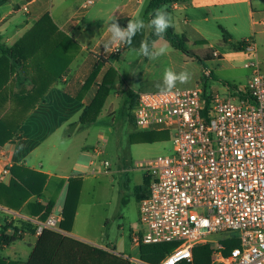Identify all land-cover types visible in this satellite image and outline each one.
<instances>
[{"label":"built area","instance_id":"2783aa9c","mask_svg":"<svg viewBox=\"0 0 264 264\" xmlns=\"http://www.w3.org/2000/svg\"><path fill=\"white\" fill-rule=\"evenodd\" d=\"M92 4L87 0L84 8ZM243 47L249 55L255 52L251 39ZM212 57L222 60L218 51ZM244 66L252 75L234 95L209 93L201 83L170 94L136 95L135 127L167 132L172 141L169 154L140 164L146 179L138 201L141 231L131 235V242L135 247L176 244L155 264H192L198 245H209V264H264V75L257 61ZM210 76L206 69L204 77ZM7 212L17 238H39L44 231L67 235L60 228L62 210L55 206L43 220ZM230 241L238 245L227 248ZM125 258L130 264H151Z\"/></svg>","mask_w":264,"mask_h":264},{"label":"crops","instance_id":"0c3cea01","mask_svg":"<svg viewBox=\"0 0 264 264\" xmlns=\"http://www.w3.org/2000/svg\"><path fill=\"white\" fill-rule=\"evenodd\" d=\"M86 1L87 0H6L3 3H0V41L3 44L7 46L13 45L45 14H49L52 22L57 26L58 30L65 36L69 37L74 43L72 52L69 55L70 58L66 70L56 79H54V74L52 73L51 75H46V80H44L46 81L45 84L48 83V86L43 93V99L38 100L33 104V109L27 113L19 125L17 135L7 141L0 148V184L4 186L9 185V182L12 179L10 171L12 166H22L38 173H42L47 177L42 194L40 196H30L17 210H11L0 204V236L3 232V227L7 228L5 234L12 236L13 228L9 223L11 215L7 211L19 214L27 219H38V217H34L30 214L27 206L30 203L46 205L48 201H53L54 206L57 209L62 210L69 179L80 177V175L74 176L71 174L75 173V168L73 167L74 163L71 161V157L65 149H59V143L65 144L66 142L63 136L64 125L76 123L71 132L79 127H88L95 123L98 118H103L109 102L112 101L118 93L125 95L130 91L137 95L139 92H146L142 90H135L134 92L132 87L122 84V82H124L123 79L115 76L113 77V84L110 86V91L105 97L103 106L96 117V120L90 124H81L79 122L81 113L95 98L98 86L108 70L112 67L115 68L121 57L124 59L127 58L128 51H138L140 47L129 48L124 44H120L105 51L103 44L110 36V33L107 31V25L109 22L106 19H101V16L99 17L97 12H95L93 18H89V23L84 20L80 21L86 16L87 12H90L91 6L97 2V0H93L92 5L84 8ZM100 1L102 2V0ZM119 1V4L114 10V18H116L122 28L127 26L129 20H135L137 18H143L145 23H147V6L150 0ZM235 1L236 0H173V2L168 4L167 9L171 12L172 27L175 32L185 37V31H187L191 35V38L194 39V46L199 44L202 45L203 48L198 52L199 54L188 48L187 49L199 56L203 60L206 68H203L194 58L188 57L184 54H182V57H179L176 53H173L172 50L174 48H172L167 41L158 38L150 47H153L154 50L164 47L166 52L155 60L144 57L146 63L152 61V65L154 66V68L152 66H147L145 74L154 80L162 78V74L156 70V60H160L161 63H163L164 69L172 68L177 72L185 71V69L193 62L192 60H194L197 62L198 66H200L203 80L204 71L207 68L211 72V76H213L216 71L220 73L227 71L228 68L225 67V64L226 62H229V58L224 56L219 50L212 48V46L207 43L203 26L208 21L210 15L212 18H226L221 12H219L220 16L214 17L213 10L218 6L224 8L225 6L236 4ZM79 2L80 4H78ZM238 3L244 4L246 7L245 15L248 23H251L252 25V36L233 45L232 50L234 52L231 54L237 53L236 51L240 50L247 53L243 47V42L247 39H251L255 44V52L252 53V56L261 59V62L259 61L260 63H257L261 74L264 75V0H238ZM23 7H27V11L24 12ZM197 9L203 10V17H200L196 13H191L193 10ZM236 9V7L229 8V10L233 11H236ZM19 11L22 13L20 18L17 17ZM97 11L100 15L102 14L101 7H99ZM83 13L84 15H81ZM106 13L107 10L104 11V14ZM231 19H238L237 15L233 14ZM177 24L178 26H176ZM219 29L220 31L223 29L228 37L227 42H224L221 38V44L225 46L230 43L232 44L233 40L231 35L224 28L220 27ZM148 34L149 28L146 27L139 32V36L137 37V40H135V43L141 44L142 41L146 40ZM185 38L187 41L186 44H188L187 37ZM239 43H242V46L238 45ZM213 51L220 52L222 60L218 61L217 59H214L212 57ZM98 57L106 59V62L100 67L89 88L83 90V84L89 77L95 63H97ZM172 57L179 59L181 65L180 68H178L175 63L173 64L171 60ZM251 75L252 71L243 85L248 82ZM20 76L22 77L21 84L24 92H32L33 86L30 78L38 76L34 61L30 62L24 69H22ZM38 80H35L36 86L39 84ZM117 80L121 82L116 86ZM203 80L202 78H192L189 82L191 85H188L187 87H193L197 83H202ZM220 85L225 94L234 95L233 91L223 84L222 81H220ZM233 85L236 87V84ZM202 86L204 90L209 93L219 92V87L215 84L209 86L208 83L205 82ZM112 88H115L117 91L115 96L113 95ZM44 144H47V146L44 147ZM4 170H7L8 173L4 174ZM67 172L70 173V176L65 174ZM103 172L106 173L108 171L104 170ZM64 180H67V182L64 184L63 182H60ZM52 192H54L56 196L52 197ZM143 193L144 192H142V194ZM59 199H62L61 206L58 204V201H60ZM78 206L79 203H77L71 231L66 233L67 236L72 238H75L72 234L79 215ZM106 222H108V220H106ZM133 233H135V229L134 227H131L130 241ZM37 239L38 238L30 234L8 245H0V260L4 261L5 264L8 262H27L35 247ZM84 239L86 240H77L94 245L93 243H90L87 238ZM95 241H97V238H95ZM106 242L108 244L94 246L105 249L116 255L121 254L124 257L135 258V255L130 254L135 251L134 243L131 242V247L128 251L119 248L120 250L117 252L116 248H114L116 247V244L109 243V237H107ZM110 244L111 246H109ZM112 245H114V247H112ZM136 248L138 249L139 247ZM137 257L139 258L138 250Z\"/></svg>","mask_w":264,"mask_h":264},{"label":"rangeland","instance_id":"374dc122","mask_svg":"<svg viewBox=\"0 0 264 264\" xmlns=\"http://www.w3.org/2000/svg\"><path fill=\"white\" fill-rule=\"evenodd\" d=\"M4 1L6 0H0V3ZM119 2V0H102V2L97 0L91 6L90 12H87L86 16L88 17L85 16L80 21L84 20L89 23V18H93L95 12H97L101 19L110 22L114 18V10ZM235 2L236 4L224 8L218 6L213 10L214 17L220 16L219 12H221L226 18H212L210 15L203 26L207 43L229 58V62L225 64L228 70L222 73L216 71L213 76L210 78L204 77L203 80L200 66L194 60L185 69L191 74V79L202 78L201 85L205 82L209 86L212 84L217 85L219 87L218 94L221 96L226 94L222 90L220 81H227L231 85L236 84V86L243 85L251 73L250 69L245 68V62L250 60L261 62L260 58L253 57L242 50L231 54L234 52L232 50L233 45L252 36V25L248 23L245 15L246 7L244 4L238 3V0ZM99 7L102 8L101 15L97 11ZM231 7H236V11L229 10ZM105 10L108 14H104ZM191 13L203 17L202 9L193 10ZM233 14H236L238 19L232 20ZM81 15H84V13ZM21 16L22 13L19 11L17 17L20 18ZM220 27L231 35L232 44L226 46L221 44L222 33ZM185 37L189 42L186 44L187 48L197 53L200 52L203 48L202 45L194 46V39L191 38L189 32L185 31ZM172 51L182 57L181 52L175 49ZM171 60L178 68L181 67L179 59L172 57ZM147 66L154 68L152 61L146 63L144 57L140 56L138 51L130 50L127 58L121 57L116 67L110 68V73L123 79L122 84L132 87L134 92L135 90L159 91L156 85L162 84L165 70L163 63L160 60L155 61L156 70L162 74V78L157 80L145 74ZM120 82L117 80L116 86ZM189 82L183 85L178 84L177 87L183 86L182 88H186L191 85ZM112 90L115 96L117 91L115 88H112ZM0 92V97L4 99L3 104L2 101L0 104L2 105L0 107V118L16 123L21 122L20 119L23 118L26 111H23L17 105L15 96L17 92L13 83H8ZM125 96L118 93L109 102L103 118H98L95 123L88 127H79L71 132L76 123L64 125L63 136L66 142L65 144L59 143V149H65L74 163L75 173L71 174L74 176L80 175L82 178L79 184L78 196L79 215L72 236L83 241L86 240L84 238H87L90 243L97 246L108 244L106 240L109 237V243L116 244V247L114 245L112 247L116 248L117 252L120 250L119 248L125 251L130 249L131 227H134L135 232L141 231L138 221V201L135 196V188H140L142 192L145 191L140 164L146 160L167 155L172 151L170 135L167 138L158 137L151 143L143 141L144 134L135 127L132 119L133 106L130 102H126L123 106ZM43 146L45 147L47 144ZM95 149H100L101 154H97ZM104 162H107V165H104ZM104 170L108 172L104 173ZM65 174L70 176L69 172ZM60 182L64 184L67 180ZM54 196L56 195L52 192V197ZM59 200L58 204L61 206L62 199ZM95 238H97V241H95ZM137 250L135 247V251L130 254L137 257Z\"/></svg>","mask_w":264,"mask_h":264},{"label":"trees","instance_id":"16d2710c","mask_svg":"<svg viewBox=\"0 0 264 264\" xmlns=\"http://www.w3.org/2000/svg\"><path fill=\"white\" fill-rule=\"evenodd\" d=\"M173 0H150L147 6L148 18L154 9L161 5H168ZM169 14L170 10L166 9ZM222 39L227 42V33L221 29ZM139 33L133 38L131 45H126L129 48L140 46V43H135ZM156 37L152 30L149 29V34L146 41L151 44L156 41ZM170 46L182 54L194 58L203 67L206 68L203 60L195 53L190 52L186 47V38L175 32L174 28L168 29L163 38ZM238 45L242 46V43ZM73 41L61 33L57 26L52 22L49 14L43 15L32 27L26 31L13 45L7 46L0 41V91L8 83L12 82L15 87L16 102L23 111H26L21 122L27 113L33 109V104L43 99L48 83L45 84L46 75L54 74V79L60 77L66 70L69 63V55L72 52ZM34 61L35 69L38 76L30 78L33 86L32 92H24L22 88V77L20 72L30 62ZM106 62V59L98 57L89 77L83 84V90H87L90 84L96 77L100 67ZM109 69L102 82L98 86L97 93L93 101L84 108L80 115L79 122L81 124H90L96 120L105 97L110 91V86L113 84V76ZM43 75V76H42ZM39 84L36 86V81ZM45 79V80H44ZM44 85H41V84ZM231 91L235 89L234 85L222 81ZM40 88V89H39ZM1 93V92H0ZM123 106L126 102H130L134 106L136 95L130 91L125 94ZM3 104L4 99L0 97V104ZM2 107V105H0ZM133 108V107H132ZM21 122H11L7 119L0 118V148L9 140L17 135V130ZM144 134L143 141L147 143L153 142L158 137L167 138V132H142ZM12 179L8 186L0 184V204L11 209L17 210L21 204L30 196H40L46 184V175L36 171L27 169L22 166H12ZM81 178H70L68 181L67 193L62 208V220L60 228L65 233L71 231L79 196V184ZM146 185V179L143 180V186ZM140 188H135V196L139 201L143 194ZM54 206L53 201H48L46 205L40 203H30L27 207L32 216L38 219H45ZM7 230L3 227V232L0 236V245H8L16 240L14 235L8 236L5 234ZM237 241L226 242L227 248L237 246ZM174 243H164L156 245H140L138 248L139 258L147 263L155 264L161 260L166 254L175 248ZM210 263V247L209 245H198L193 248V263L192 264H209ZM0 264H5L0 260ZM7 264H130L128 260L121 254H113L100 247L84 243L67 235H60L50 231H44L37 239L35 247L27 262H8Z\"/></svg>","mask_w":264,"mask_h":264},{"label":"clouds","instance_id":"9594fccd","mask_svg":"<svg viewBox=\"0 0 264 264\" xmlns=\"http://www.w3.org/2000/svg\"><path fill=\"white\" fill-rule=\"evenodd\" d=\"M167 6L161 5L159 8L150 13V19L147 23L143 18L129 20L126 27H121L116 18H112L107 25V31L110 33L109 38L104 42L103 48L108 51L115 45H131L133 38L137 33L141 32L146 27L151 29L153 34L163 39L169 28L173 26L171 15L167 12ZM154 44V42H153ZM166 49L164 47L154 50L150 47L148 41H142L138 49L140 56L155 60L164 55ZM191 74L188 71L177 72L172 68H166L163 72L162 84H157L161 94H170L176 89L177 85H183L190 81ZM22 147V146H21Z\"/></svg>","mask_w":264,"mask_h":264}]
</instances>
